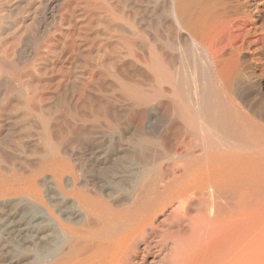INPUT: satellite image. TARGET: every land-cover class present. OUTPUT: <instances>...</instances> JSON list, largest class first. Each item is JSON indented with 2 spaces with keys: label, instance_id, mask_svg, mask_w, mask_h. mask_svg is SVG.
Listing matches in <instances>:
<instances>
[{
  "label": "bare ground",
  "instance_id": "1",
  "mask_svg": "<svg viewBox=\"0 0 264 264\" xmlns=\"http://www.w3.org/2000/svg\"><path fill=\"white\" fill-rule=\"evenodd\" d=\"M264 0H0L1 264H264Z\"/></svg>",
  "mask_w": 264,
  "mask_h": 264
},
{
  "label": "rangeland",
  "instance_id": "2",
  "mask_svg": "<svg viewBox=\"0 0 264 264\" xmlns=\"http://www.w3.org/2000/svg\"><path fill=\"white\" fill-rule=\"evenodd\" d=\"M257 26L261 30V33L264 34V11L261 13V18L258 21ZM2 260H3V257H2V255L0 253V264H1Z\"/></svg>",
  "mask_w": 264,
  "mask_h": 264
}]
</instances>
